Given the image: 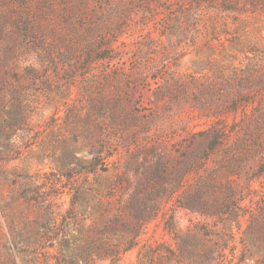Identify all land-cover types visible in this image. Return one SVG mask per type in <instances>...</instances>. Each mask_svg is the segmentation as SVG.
I'll list each match as a JSON object with an SVG mask.
<instances>
[{
  "label": "rangeland",
  "instance_id": "374dc122",
  "mask_svg": "<svg viewBox=\"0 0 264 264\" xmlns=\"http://www.w3.org/2000/svg\"><path fill=\"white\" fill-rule=\"evenodd\" d=\"M0 123V264H264V0H0Z\"/></svg>",
  "mask_w": 264,
  "mask_h": 264
},
{
  "label": "trees",
  "instance_id": "16d2710c",
  "mask_svg": "<svg viewBox=\"0 0 264 264\" xmlns=\"http://www.w3.org/2000/svg\"><path fill=\"white\" fill-rule=\"evenodd\" d=\"M1 124V123H0ZM17 125V124H16ZM15 126V125H14ZM1 154H2V152H0V156H1ZM202 194H203V188L202 187H200L199 188V190L197 191V196H198V201L199 202H197V203H194L193 205L194 206H196L197 208H199V209H203V204L204 205H206V209H208V207H210L211 206V204H209L208 202H206V203H201L200 201V199H201V196H202ZM223 204H220L218 207H217V209H220V210H223V208H224V206H222ZM226 207V206H225ZM201 229V228H200ZM181 263H185L186 264V262H184V261H181Z\"/></svg>",
  "mask_w": 264,
  "mask_h": 264
}]
</instances>
